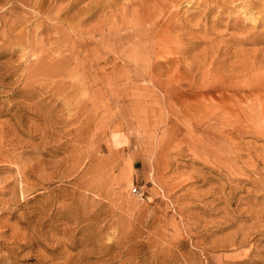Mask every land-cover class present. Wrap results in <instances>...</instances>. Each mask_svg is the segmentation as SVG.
Segmentation results:
<instances>
[{"label":"rangeland","instance_id":"1","mask_svg":"<svg viewBox=\"0 0 264 264\" xmlns=\"http://www.w3.org/2000/svg\"><path fill=\"white\" fill-rule=\"evenodd\" d=\"M0 264H264V0H0Z\"/></svg>","mask_w":264,"mask_h":264},{"label":"bare ground","instance_id":"2","mask_svg":"<svg viewBox=\"0 0 264 264\" xmlns=\"http://www.w3.org/2000/svg\"><path fill=\"white\" fill-rule=\"evenodd\" d=\"M28 1H29V0H28ZM74 1H77V0H73V2H74ZM26 2H27V1H26ZM107 3H108V2H107ZM44 4H45V3H44ZM38 5H39V4H38ZM67 6H68V5H67ZM56 7H57V6H56ZM48 9H49V8H48ZM59 9L62 10V7H60ZM42 10H43V8H42ZM46 10H47V9H46ZM31 14H32V13H31ZM59 15H60V14H59ZM86 15H87V14H86ZM59 17H60V16H59ZM83 17H84V16H83ZM65 19H66V18H65ZM62 20H63V19H62ZM63 22H64V21H63ZM69 22H70V21H69ZM72 22H73V20H72ZM72 22H71V23H72ZM44 26H45V25H44ZM57 26H58V25H57ZM56 50H57V49H56ZM256 108H257V107H256ZM259 109H260V108H259ZM257 110H258V108H257ZM262 113H263V112H262ZM262 120H263V119L261 118V121H262Z\"/></svg>","mask_w":264,"mask_h":264},{"label":"built area","instance_id":"3","mask_svg":"<svg viewBox=\"0 0 264 264\" xmlns=\"http://www.w3.org/2000/svg\"><path fill=\"white\" fill-rule=\"evenodd\" d=\"M133 191L136 192V193H140V189L138 187H134Z\"/></svg>","mask_w":264,"mask_h":264}]
</instances>
